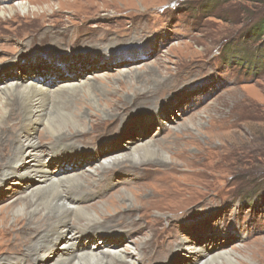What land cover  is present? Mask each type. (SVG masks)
<instances>
[{"label": "rangeland", "instance_id": "rangeland-1", "mask_svg": "<svg viewBox=\"0 0 264 264\" xmlns=\"http://www.w3.org/2000/svg\"><path fill=\"white\" fill-rule=\"evenodd\" d=\"M44 1L0 0V86L32 80L52 97L65 76L92 84L64 90L66 109L51 106L35 124L31 137L49 179L62 168L91 170L96 153L129 155L137 142L154 144L159 154L141 150L135 166L128 159L107 167L79 191L94 197L87 204L105 216L127 215L106 222L118 227L107 232L132 233L113 243L128 249L143 242L150 264H192L188 247L236 252L235 262L221 257L204 264H264V0ZM143 87L154 94L130 102ZM106 103L114 104L115 116L101 114ZM69 110L90 114L92 128L73 138L83 152L71 162L53 148L75 141L46 146L48 125L42 124L47 119L55 130L74 129ZM36 159L32 154L15 169L27 171ZM27 183L19 175L0 179L6 226L17 216L11 206L30 192ZM8 240L5 235L1 243ZM110 242L98 236L78 246L99 250ZM58 255L52 249L46 263ZM135 263L144 264V257Z\"/></svg>", "mask_w": 264, "mask_h": 264}, {"label": "bare ground", "instance_id": "bare-ground-1", "mask_svg": "<svg viewBox=\"0 0 264 264\" xmlns=\"http://www.w3.org/2000/svg\"><path fill=\"white\" fill-rule=\"evenodd\" d=\"M49 1L51 0L44 2L50 4L48 3ZM67 3L71 5L74 2L67 0ZM17 4L20 11L26 9V4L22 2ZM60 4L58 2V6ZM49 7L50 5H48ZM48 8L46 11L50 10ZM15 10L17 11L18 9ZM33 12L34 16H38L35 11ZM107 51V49H104L101 53L105 54ZM67 58L69 57L63 59L66 60ZM73 78L63 77L62 82L64 83L58 91L53 93L52 97L49 96L50 92H48L46 87L32 80L27 83L17 80L14 83H5L0 86V179L10 175L23 176L29 181L27 188L30 187V192L21 203L11 206L10 212L17 214L13 223L7 226L4 224L10 217L8 214L7 217H0V251L8 255L7 257H0V263L10 262V259L14 257L15 263L12 264H26L36 260H40V264H136L135 262L139 261L140 257L143 256L144 264H150L151 259L145 258L148 248L143 242L134 241L133 245L129 244L130 247L128 246V249L121 248L113 243V240H118L121 234H132L126 232L129 229L119 228L121 230L107 232L109 229L118 228L107 227L109 225L106 224L107 221L109 223L115 222L122 218L125 219L127 215L121 213L122 210H117L113 214L109 213L110 215L105 216L101 211L93 209L91 204H87L94 197L85 195L82 192L79 193V191H85L89 187V183H95L96 179H99L101 172L105 171L107 167L110 169L125 166L126 162H129L128 159L131 160L130 165L135 166L133 162L136 161V155L141 150L159 154L154 144L145 145L143 142H137L136 149L129 155L121 154L117 149H113L105 153V155L96 153L97 156L99 155L103 158L98 156L100 162H94L95 164H92L91 170L73 173L67 168H62L65 171L60 172L58 177L52 176L50 179L48 174L49 166L46 165L48 164L47 161L45 160V164L44 161L40 160L42 152L40 151L39 153L37 151V144L31 137V133L36 128V122H40L42 116L49 115L51 106L66 109L64 90L74 91L78 88H84L86 84L88 88L92 85L87 81L83 83L77 82L78 80ZM148 91L150 89L143 87L132 92L133 94L130 96L129 101L134 102L140 96L154 94H148ZM114 101L116 102V100L112 102ZM113 106L114 104L112 103H106V108L100 109L101 114L105 117L115 116V112L112 113L111 107ZM69 114L71 116L69 118L75 125L72 130H55L49 126L47 119L42 121L44 126L48 125V127H45L49 135V143L46 146L58 143L63 140L62 138L67 139L68 137H71L68 139L72 142L75 141L73 140L75 136L91 131V125L87 130L86 123L91 120L89 118L90 114L80 113L78 110H69ZM77 143L75 141L70 145L65 143L55 146L53 148L54 155L59 158L64 157L63 159H66L67 162L75 161L77 158L75 156L81 155L83 152V149L79 148L80 144L78 145ZM32 154H37L36 162L28 167L27 171L18 172L15 169L17 164L27 157L30 159ZM12 161L13 165L11 164ZM5 235H9L10 240L3 245L1 239ZM98 236L104 242L109 241V239L112 242L105 244L99 250H95L91 244L86 243H81L78 246L82 239L89 238L91 241ZM55 248L59 250L57 259L46 263V255ZM129 248L132 250L131 252ZM188 248V253L192 257V264H204L207 259L216 261L215 259L221 257H224L228 262L235 260L236 252L234 250L217 251L213 254L199 247ZM134 257L135 261H132L131 258ZM219 262L220 264L223 263V261Z\"/></svg>", "mask_w": 264, "mask_h": 264}, {"label": "trees", "instance_id": "trees-1", "mask_svg": "<svg viewBox=\"0 0 264 264\" xmlns=\"http://www.w3.org/2000/svg\"><path fill=\"white\" fill-rule=\"evenodd\" d=\"M264 28V25L262 24V26L260 27V30H262Z\"/></svg>", "mask_w": 264, "mask_h": 264}]
</instances>
